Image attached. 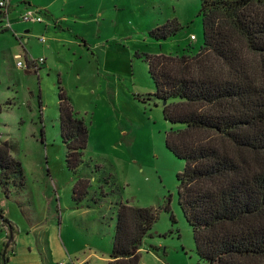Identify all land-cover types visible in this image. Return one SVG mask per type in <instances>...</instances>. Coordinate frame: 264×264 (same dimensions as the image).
Listing matches in <instances>:
<instances>
[{
	"label": "rangeland",
	"instance_id": "1",
	"mask_svg": "<svg viewBox=\"0 0 264 264\" xmlns=\"http://www.w3.org/2000/svg\"><path fill=\"white\" fill-rule=\"evenodd\" d=\"M10 5L14 18L27 6L49 10V17L41 15L58 35L50 37L47 53L49 34L47 43L39 41L44 25L18 18L22 34L37 29L30 49L47 63L39 74V68L28 74L16 66V55L24 56L27 46L24 38L0 26V134L14 145L11 156L24 173V183L19 171L6 185L0 177V221L18 231L11 264H45L47 255L48 264H88V256L90 264H113L119 202L157 211L141 264H204L179 204L178 174L185 163L166 147L171 125L162 101L149 96L156 88L146 62L147 56L200 51L201 0H11ZM173 22L178 29L169 39L151 36ZM60 87L89 130L77 172L68 167L61 135ZM81 178L91 187L77 203L73 191ZM0 240L1 256L3 234Z\"/></svg>",
	"mask_w": 264,
	"mask_h": 264
},
{
	"label": "trees",
	"instance_id": "2",
	"mask_svg": "<svg viewBox=\"0 0 264 264\" xmlns=\"http://www.w3.org/2000/svg\"><path fill=\"white\" fill-rule=\"evenodd\" d=\"M7 8L10 13L11 5ZM38 10L49 17L48 10ZM200 14L204 43L197 54L146 57L156 88L149 96L162 101L171 125L167 149L185 163L178 174L179 204L199 259L204 264H264V0H201ZM177 29L173 22L151 36L167 40ZM59 110L67 164L77 172L84 163L89 130L75 116L62 87ZM13 149L0 134L5 185L17 171L24 183ZM90 187V180L81 178L74 200H85ZM157 220L152 208L119 202L111 263L141 264L143 244ZM172 220L176 222L174 216ZM9 226L15 244L18 231ZM10 249L3 251L2 264L8 262L3 257Z\"/></svg>",
	"mask_w": 264,
	"mask_h": 264
},
{
	"label": "crops",
	"instance_id": "3",
	"mask_svg": "<svg viewBox=\"0 0 264 264\" xmlns=\"http://www.w3.org/2000/svg\"><path fill=\"white\" fill-rule=\"evenodd\" d=\"M11 1V0H10ZM28 7V6H27ZM39 9V8H38ZM42 10H44V9H42ZM49 11V10H48ZM50 13V12H49ZM10 14H11V16H10ZM16 14H17V11H15V8H10V13H9V21H10V23H11V28L10 29H6V30H4L3 29V31H1V32H6V31H12L14 34H15V36L17 37V38H19L20 40H22L23 38H24V40H25V43H26V47H23V49H24V58H25V60L27 59V60H29V61H32V60H39V59H37L33 54H32V50L30 49V45L32 44V35H33V32L34 31H36L37 29L36 28H31V29H27V30H25V32H24V34H22L21 32L23 31V28L25 27V26H22L21 24H19L20 23V21L18 20V18H14L15 16H16ZM52 16V15H51ZM12 17V18H11ZM61 23V22H59L58 20L56 21V23L54 24V26L56 27L57 25H58V23ZM39 24H41V25H44V27H45V29L43 30V28H42V30L40 31V33L42 34L41 35V37L42 36H44L45 38H46V43L48 42V40H47V36H48V34H49V45H48V50H47V53H49V50L51 51V49H52V44L50 43L51 42V38L50 37H57L58 35H53L52 34V23L51 22H49V19H48V21H44L43 23H39ZM57 24V25H56ZM33 25H38V24H33ZM53 26V27H54ZM36 27V26H35ZM17 56V55H16ZM30 57H31V59H30ZM47 66V63H46V59H44V62L43 63H39L38 64V67H39V71L37 72V74H39V72L42 70V68H44V67H46ZM23 69V68H22ZM25 69V68H24ZM26 72L28 73V74H30V73H32V72H36V70L34 71L33 70V68H30V70L29 69H26ZM11 232H12V230L10 229V227L9 226H5V225H3V223L0 221V234H3V237H4V242H6V244L9 242V240H8V237H10V234H11ZM13 233V232H12ZM13 236H14V233H13ZM13 239H14V237H13ZM0 243H1V240H0ZM5 244V245H6ZM9 246H11V249L5 254V257H3V259H5V258H7V260H8V262L6 263V264H11V258H10V256H14V255H16V253H15V247H16V243L15 244H13L12 242L10 243V245ZM6 247V246H5ZM46 259V262H45V264H48L49 263V256L47 255L46 257H45ZM2 256H0V264H2ZM84 262L85 263H88V264H90L91 263V258H90V256H88V257H86L85 258V260H84Z\"/></svg>",
	"mask_w": 264,
	"mask_h": 264
},
{
	"label": "built area",
	"instance_id": "4",
	"mask_svg": "<svg viewBox=\"0 0 264 264\" xmlns=\"http://www.w3.org/2000/svg\"><path fill=\"white\" fill-rule=\"evenodd\" d=\"M10 5V2H7L5 0H0V8L2 9V12L4 13V15H2L0 17V26L2 27V29H10L11 28V23L9 21V9L7 8V6ZM6 18V20H5ZM19 19L20 21H23L25 23H29V22H33V23H43L45 20L43 18V16L41 15V13L39 12L38 9H32L29 7H26V10L23 13L19 14ZM192 40H196L195 36L191 37ZM39 41L41 43H46V38L44 36L39 38ZM24 56L22 55H17L16 56V66L20 69H28V68H33V69H38V64L39 63H43L44 60L43 59H39V60H25V62L22 60ZM72 264H75L73 260H71ZM63 264V263H62Z\"/></svg>",
	"mask_w": 264,
	"mask_h": 264
},
{
	"label": "water",
	"instance_id": "5",
	"mask_svg": "<svg viewBox=\"0 0 264 264\" xmlns=\"http://www.w3.org/2000/svg\"><path fill=\"white\" fill-rule=\"evenodd\" d=\"M13 233L11 232V234H10V240H9V242L6 244V249L9 247V245H10V243L12 242V240H13Z\"/></svg>",
	"mask_w": 264,
	"mask_h": 264
}]
</instances>
